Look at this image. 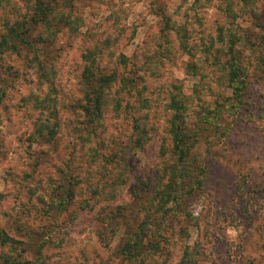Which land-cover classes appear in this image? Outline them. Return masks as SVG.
<instances>
[{"label":"rangeland","instance_id":"1","mask_svg":"<svg viewBox=\"0 0 264 264\" xmlns=\"http://www.w3.org/2000/svg\"><path fill=\"white\" fill-rule=\"evenodd\" d=\"M42 1L51 0L0 4V228L13 238L0 242V264H131L125 244L139 228L163 234L145 264H176L195 243V264H264V76L254 69L264 63V0H58L45 9L61 8L57 27L38 23L18 49L3 47ZM85 50L101 73L125 79L105 89L90 136L76 105ZM233 54L250 70L239 108ZM173 98L193 142L184 165ZM47 116L55 136L37 130ZM188 165L187 200L154 209L161 172ZM150 244L142 238V252Z\"/></svg>","mask_w":264,"mask_h":264},{"label":"trees","instance_id":"2","mask_svg":"<svg viewBox=\"0 0 264 264\" xmlns=\"http://www.w3.org/2000/svg\"><path fill=\"white\" fill-rule=\"evenodd\" d=\"M1 1L2 0H0V4H1ZM56 3H58V0H51L50 2L49 1L39 2L37 6H39L40 4L44 5V7L42 6L41 8V14L36 12V14L31 17L32 20H30V23L28 24V26H26L22 32L18 30L16 35L11 34L9 36H5L3 40L5 38L7 39L4 42H2L3 47H6L7 49H9V47L18 49V47L20 46V42L27 41V37L30 36L27 33L31 30L32 26L37 25L38 23H41L43 25V22H44L45 25L43 26L44 28L42 29H46V27H49L48 29H50L51 25L52 26L56 25L57 27V24L54 23L56 21L54 18H56L59 15V13L62 12L61 8L60 10H57L55 13L50 12V11L47 13V11H45L46 7H48L47 10H52V8L55 7ZM226 4L228 6L229 3L226 2ZM256 10L257 8H255L254 6L250 8V12L252 13H254ZM65 17L66 16H64V19L62 18V21L64 20L63 22L68 23L69 25L71 22V19L69 18V16L66 18ZM59 22H61V20H59ZM257 25L258 26L260 25V28H263L264 20L258 21ZM11 30H14V29H11ZM15 37L16 39H14ZM40 37H41V34L37 36V39L39 41H40ZM29 39L31 41H34L33 38L29 37ZM45 39L47 40L49 38H45ZM232 48L233 47H231V51H232ZM82 55H83V62L85 64L81 72V77H80L82 98H81V102L79 101L80 104L77 103L76 105H80V111L83 112V118L79 119V123L83 125V128L81 129V131H83L84 136H87V135L90 136L91 134L97 133V131L95 130V127L97 124V119L100 114L99 112L101 111L103 107L102 105L104 101L105 89L110 88L116 82L123 81L124 83L125 79L123 78L122 75L120 77L116 76L114 72H112L111 74H105L103 72L101 73L97 66L98 62L96 61L95 57H92L90 54H88L86 50L83 52ZM241 57H244V56L242 55ZM52 64L54 63L52 62ZM226 65L222 64L223 67L224 66L226 67ZM42 67L44 69L41 72L40 78H44L45 80H49V83H53V79L51 77V73L53 72L51 71L52 66L45 67L42 64ZM228 67H230V78L232 80L231 88H232V93L234 94L231 97L233 99L232 102L235 103L236 108H239V106L243 104L244 99L242 98L246 93V90H247L246 88H248V78H249L250 70L247 67L246 60H242L240 57H237L234 54L232 56L231 63L228 64ZM254 69L257 71L256 73L258 77L264 76V63L256 64ZM226 100H229V97L226 98ZM171 106L174 107L173 109L177 111L176 112L177 114H174L173 117H171L173 120V125L171 126V129L173 130L172 143L174 144V151L178 154L179 160L183 161V165H184L185 164L184 161L186 160L185 155L190 151V147L193 145V142H192L191 134L189 130H187V123L186 124L184 123V116L183 114L178 112L180 108L179 101L173 98ZM77 115L79 114L77 113ZM260 115L262 116L261 113ZM49 119L50 118L47 116L44 119H40L39 123L37 124V130L40 131L39 133L43 134L46 131L45 134L47 135V137L48 135L55 136L56 132L52 133L51 130L52 128L57 127V124H54V126L51 125ZM178 119L179 121H177ZM36 122H38V118L36 119ZM35 129H36V126H35ZM171 129L169 127L168 129L169 132ZM84 136H83V143L85 142L84 140L86 138ZM192 136L196 138L195 134H192ZM56 139H57L56 137L49 138L47 139V142L52 141V143L54 144L56 142ZM90 142H92V138L87 139V143H90ZM140 145L141 144L139 142V146ZM162 148H164V145L161 146V149ZM163 155L165 156L166 153H163ZM186 164H191V163L188 162ZM190 166L191 165L186 166V170H184L183 167L181 166L179 167L180 169L178 171L174 168L171 173H169L168 171L161 172V174H163L165 178L167 179V183L163 186V189L165 188L164 190H159V189L151 190L152 195H153L152 203L154 204L153 206L154 209L156 205L162 203L163 205H165L164 208L166 207L167 209H170V211L176 212L175 210H177L179 203L182 204L184 200H187V199H183V197L185 196L186 193H189V191L187 189H180V185L184 186V184H182L183 182H186L188 178H193L194 173H195V168L200 167L198 166V164L195 165L196 167L192 165L190 168ZM189 168L190 170H188ZM61 201H59V203H66L67 200L64 198ZM151 211H153V209H151ZM146 216L149 218L151 217L149 213H146ZM144 223L146 225L147 221H145ZM148 225H152V224L148 223ZM156 226L157 224H155V227ZM128 229L130 232V228ZM159 229L160 228H157L155 230L147 229L144 232H141V228H139L138 230L133 232V234L129 238V241L126 242L125 244V246H130L128 249H125V255L129 259L131 264H133L135 261H138V260L142 262V264H145V261H146L145 259L150 257L152 253L161 249L162 246L160 245V241H161V238H163V234L159 232L160 231ZM181 229L186 230V233L188 232L187 228L184 226H182ZM163 231L165 232L166 230L163 229ZM142 238L144 239V241H146V239L151 241V244L144 250V252H142V247L145 246V245L142 246ZM10 240L12 241L13 238L0 228V242L6 243L7 241L10 242ZM197 245L198 243H195L192 246L193 251L192 253H189L188 255L189 257L185 254L181 258V260L177 262L176 264H195L196 260H193V258L191 257L194 256V253L196 252L194 250V247H196ZM139 250H141V252H139Z\"/></svg>","mask_w":264,"mask_h":264}]
</instances>
